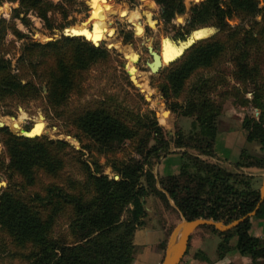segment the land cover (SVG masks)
<instances>
[{"label":"trees","instance_id":"obj_1","mask_svg":"<svg viewBox=\"0 0 264 264\" xmlns=\"http://www.w3.org/2000/svg\"><path fill=\"white\" fill-rule=\"evenodd\" d=\"M18 1L14 16H19L24 7H37L38 15L47 27H54L46 9L55 10L58 3ZM64 1L65 6L79 2ZM156 2H168L171 13L182 10L178 7L182 0ZM4 3L8 2H1L0 8ZM152 4L161 21L158 5ZM258 4V0H201L194 5L198 11L191 18L192 24L206 22L212 16L224 23L232 14L262 12L259 34L253 35L247 30L241 39L240 52L245 59L240 60L241 77H255L258 72V60L254 59L250 64L248 55L255 51L260 53L262 45H256L255 51L247 49L248 45L264 38V4ZM120 13L122 16L123 12ZM130 14L136 16L139 12L131 11ZM166 15L169 18L170 15ZM0 17L9 18L10 14L0 11ZM125 19L131 22L129 18ZM21 20L30 25L26 15ZM12 29L23 36L18 28ZM178 35L176 31L169 34L173 41L181 44L183 41ZM221 48L220 42L210 38L195 42L172 64L166 79L159 85L161 91L168 95L170 87L178 88L197 67L211 64ZM21 51L17 71L10 70L7 59L0 57V104L8 97L23 103L43 96L46 105L57 115L65 111L64 105H68L73 94L82 92L85 71L111 57V51L102 44L69 35L43 43L29 39L23 42ZM42 82L46 87L44 93ZM195 86V96L182 110L183 114H195L196 117L187 133L175 131L172 136L167 135L152 110H149L150 115L129 108L120 111L116 105L110 108L107 103L112 94L67 114V118L89 135L99 149H113L131 139L138 155L131 154L126 159L108 163L117 177L104 172L106 162L83 157L81 151L66 139L44 134L17 135L7 126H0L3 145L0 175L7 181L0 187V250L18 257L24 264H131L138 249L133 241L134 233L145 223L144 198L150 194L157 197L165 209L186 219L203 217L229 222L251 212L261 200L254 213L259 214L264 207V197L261 199L254 177L242 168H264V154L242 146L236 159L231 161L233 169L207 158L217 156V133L229 128H217L219 106L208 95L207 78H202ZM262 93V90L257 92L253 100L264 107ZM104 94L105 91L100 95ZM131 116L133 126L127 120ZM245 139L264 144V113L253 120ZM171 145L183 147L180 170L158 176L153 165ZM69 163L78 166L76 173L65 169ZM41 175L46 180L43 181ZM252 216L243 217L227 230L209 224L198 226L219 237L216 259L223 258L232 249L250 256V264H256L255 259L264 257V233L256 235L252 232ZM62 218L65 228L57 230ZM170 226L156 244L161 251L166 247V236L173 224Z\"/></svg>","mask_w":264,"mask_h":264},{"label":"rangeland","instance_id":"obj_2","mask_svg":"<svg viewBox=\"0 0 264 264\" xmlns=\"http://www.w3.org/2000/svg\"><path fill=\"white\" fill-rule=\"evenodd\" d=\"M3 1L8 3H4L0 11L2 14H10V17L5 19L0 17V57L7 59L9 69L12 71H17L16 67L21 56L23 42L32 39L43 43L47 41V36L61 33L65 26L67 31L71 33H84L90 40L91 36L94 37V40H100L97 43L93 42L102 44L111 51V57L103 61L102 64L96 63L85 71L86 78L84 79L82 92L79 95L73 94L70 97L68 105H64L65 111L61 115H57L51 107L46 105L43 96L23 103L8 97L6 101L0 104V123L2 121L6 122L3 124L11 132L22 135L29 131V134L40 133V135L44 134L52 138L66 139L81 151L83 157L89 160L98 159L100 162H106L103 167L104 172L114 175L116 173L108 164L110 161L118 162L126 159L131 154H136L131 139L125 140L124 143L115 146L113 149L107 147L99 149L97 143L89 135L82 132L73 121H70V118H67V114L74 113L79 107L87 105V103L95 104L99 98L106 94H112L113 97L107 103L110 108H115L116 105V109L120 111L129 108L134 112H148L150 115L149 110H152L153 115L163 126L167 135L172 136L175 131L187 133L192 129L196 117L195 114H183L182 110L187 105L188 100L195 96V84L202 78H207L208 95L219 106L217 128H229L228 131L230 133L234 131L232 134L236 136L233 157L242 146L257 154H264V144L245 139V134L251 128L253 120L258 119L264 113V107L257 105L253 100L255 94L262 90L263 93L260 97L264 104V38L261 42H253L247 48L250 51H255L256 45H262L263 49L260 50V53L256 54L255 51L252 54L253 57L248 55L250 64L254 59L258 60L257 76L241 77L239 68L240 60H245L244 55L240 52L243 47L241 46V39L246 35L247 30L251 31L253 35L259 34L261 11L255 12L254 15L244 12L232 14L225 18L224 23L212 16L206 22L196 21L192 24L191 18L198 11L194 5L201 0H182L181 5L180 3L178 5V7H182V10H176L174 13H171L168 2L158 3L156 0H89L91 9L86 5L85 0H79L72 6L63 5L64 0H50L58 3V7L55 10L46 9L47 15L52 18L54 26L49 28L47 23L38 15L37 7H24L19 11V16H14V8L19 6V1ZM3 1H0V3ZM258 1L259 6L264 4V0ZM152 2L159 7L162 15L161 21L159 20V13ZM110 8L111 11L106 12ZM126 9L129 12L125 11ZM131 11L139 12V14L132 15L130 14ZM120 12H123L122 16ZM166 13L170 15L169 18ZM25 15L29 18L30 25H25L21 20V17ZM123 17L131 19V22L124 20ZM211 24L223 25L220 30L207 37L220 42L222 45L221 50L218 51L211 64L197 67L178 88L173 89V87H170L168 95H165L159 85L166 79L165 75L172 64L178 61L182 55L170 63H166L165 59L172 55L171 53L180 51L183 47V43L177 44L170 38L169 34L176 31L181 35L193 28ZM14 27L21 30L23 36L18 35L12 29ZM102 32L105 35L108 32H113L115 40L118 41L117 45L110 46L108 41L102 40L103 38H100L101 35H99ZM82 39L89 41L83 37ZM147 44L159 48L162 60L166 63L157 72L150 71L146 64V60L151 59ZM124 48L127 49L123 50ZM21 80L25 81V78H21ZM41 85L44 93L46 91L45 83L42 82ZM104 91L105 94L100 95ZM145 94H148L149 98H146ZM131 117H127V120L133 126L134 118ZM142 131L143 129L140 130L139 134ZM226 135L228 136L226 133L220 136L225 139ZM182 149L183 147L171 145L168 152L162 154L156 160L153 171L158 176L170 172L173 174L175 171V173H178L181 162L179 156ZM2 151L3 145L0 142V152ZM202 156L205 157V155ZM207 158L224 167L234 168L232 164H229L230 162L221 160L216 156H207ZM74 164H67L65 169L76 173L78 166ZM170 166L171 168H169ZM242 170L254 177L255 186H260L264 168L249 166L243 167ZM115 176L117 177V174ZM40 177L43 181L46 180L44 176L41 175ZM6 184V179L0 175V187ZM148 196L151 198L154 195L150 194ZM151 202L153 203V201H150V205ZM261 208L262 211L259 214H252V219L257 217L264 220V207ZM158 217L160 220L173 218L175 224L172 229L184 218L171 209L161 211ZM61 220L56 226L57 230L65 228V219L62 218ZM261 220H258V223L256 221L254 224L255 231L261 228ZM170 225L172 226V224ZM172 229H169L167 239ZM204 231L210 232L209 229L197 227L191 233L188 243L189 250L193 251L196 248L197 234ZM211 239L208 241L206 252L202 248H198L194 254L195 256L193 258L186 256L182 264L185 260L198 264L200 260L210 262L212 259H216L215 250L219 237ZM251 262L252 258L246 255V257H233L225 264H250ZM255 263L264 264V257L255 259ZM0 264L24 263L11 253L0 250Z\"/></svg>","mask_w":264,"mask_h":264},{"label":"crops","instance_id":"obj_3","mask_svg":"<svg viewBox=\"0 0 264 264\" xmlns=\"http://www.w3.org/2000/svg\"><path fill=\"white\" fill-rule=\"evenodd\" d=\"M233 129V128H231ZM235 130V129H233ZM232 130V131H233ZM234 132V131H233ZM232 132V133H233ZM228 134L226 135L225 139L222 138L220 135L222 134ZM228 131V129H225L221 132L217 133V138H216V147H217V156L221 160H225L227 162H230L229 164H232L231 161L235 160L238 155V152L235 154L233 157L235 151H234V145H235V134H232ZM164 158V157H163ZM181 159V155L179 156ZM179 159V160H180ZM179 166V164H178ZM171 168V166L169 167ZM168 170V169H167ZM176 172V171H175ZM173 172V174L175 173ZM172 174V172H170ZM169 173V174H170ZM144 208H145V223L141 227L137 228L133 241L137 245V252L134 256V259L131 264H158L159 261L161 260L163 251L159 250L156 247V244L158 241L163 238L164 235V230L170 225V224H175V220L173 218H166V219H159L158 214L161 211H164L165 208L162 204V202L155 196H145L144 198ZM151 202L150 205V201ZM166 216V215H165ZM161 217V216H160ZM258 220H261L257 217H254L252 219V232L256 235H262L264 233V220H261V228L258 231H255L254 229V224L258 223ZM195 231V230H194ZM193 233V232H192ZM217 235L214 232H209V231H204L199 234H197V240L195 243L196 248L191 251L187 247L185 254L182 256L180 262L178 264H182L185 257L187 256L188 258H193L196 252V249L202 248L204 252H206V248L209 244L208 241L210 239H215ZM191 238V236H190ZM211 239V240H212ZM190 240V239H189ZM236 256H241V257H246V255H241L239 254L235 249H232L226 256H224L221 259H212L210 262L200 260L198 264H225V262H228L231 258H235ZM184 264H193L190 263L188 260H185Z\"/></svg>","mask_w":264,"mask_h":264},{"label":"water","instance_id":"obj_4","mask_svg":"<svg viewBox=\"0 0 264 264\" xmlns=\"http://www.w3.org/2000/svg\"><path fill=\"white\" fill-rule=\"evenodd\" d=\"M86 5L91 9V5L89 3V0H85ZM223 26L221 24L216 25H203L196 28L191 29L188 32L182 33L179 35V38L181 41H183V47L179 52H176L169 56L168 59H166V63H170L177 58H179L184 51L197 42L198 40L210 37L215 32L220 30ZM206 28V29H201ZM200 30V31H199ZM62 35H69V36H82L86 37L84 33H71L67 31L66 26L63 28L61 33H55L53 36H47V40L50 39H57L61 37ZM89 40V39H88ZM92 41V40H89ZM93 42V41H92ZM94 43V42H93ZM147 50L150 53L151 59L146 60V64L150 71L157 72L161 68L162 61L159 53V48H154L151 44H147ZM164 63V64H166ZM133 80V79H132ZM134 81V80H133ZM146 98H149L148 94H145ZM5 124L0 123V126H3ZM40 133H34V134H22L26 136H33ZM259 192L261 199L264 197V171L262 173L261 178V184L259 186ZM261 200L258 202L256 208L259 206ZM256 208L253 209L251 212L247 213L245 216L252 215L256 212ZM243 216V217H245ZM243 217L231 220L229 222H225L224 220H216L213 218H203V217H197L194 219H186L183 218L181 222H178L174 228L172 229V232L170 233L166 247L163 251L161 260L158 264H178L182 258V256L185 254L186 249L188 247L189 239L191 236V233L201 224H209L213 225L215 228L219 230H227L232 227H234Z\"/></svg>","mask_w":264,"mask_h":264},{"label":"bare ground","instance_id":"obj_5","mask_svg":"<svg viewBox=\"0 0 264 264\" xmlns=\"http://www.w3.org/2000/svg\"><path fill=\"white\" fill-rule=\"evenodd\" d=\"M109 11H111V9H108ZM108 10L106 11V12H108ZM115 10H116V8H115ZM96 23H98V21H96ZM82 27V26H81ZM89 30H90V28H89ZM75 32L77 33V31L75 30ZM83 32V31H82ZM99 35H101V37L100 38H103L102 40H106V41H108V43H109V45L110 46H114V45H117V43H118V41L117 40H115V35H114V33L113 32H108V33H106V35L102 32V33H100ZM85 38H87V36L85 37ZM91 38V40L92 41H94L95 43H97V42H99L100 40H94V37H90ZM88 39V38H87ZM90 40V39H89ZM117 47V46H116ZM119 48V47H118ZM129 48V47H128ZM131 48V47H130ZM125 49H127V48H124L123 50H125ZM165 52V51H164ZM177 52H179V51H177ZM125 53H126V51H125ZM176 53V52H175ZM171 54H174V53H171ZM126 55H127V53H126ZM160 57H161V61H162V64H164V60H162V56L160 55ZM169 57H167L166 59H168ZM165 59V60H166ZM23 134H29V131H26L25 133H23Z\"/></svg>","mask_w":264,"mask_h":264}]
</instances>
